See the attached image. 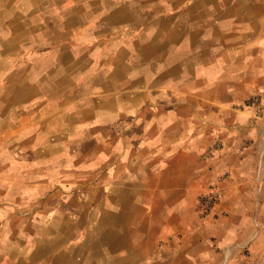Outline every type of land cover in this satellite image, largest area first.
I'll use <instances>...</instances> for the list:
<instances>
[{"label": "rangeland", "instance_id": "obj_1", "mask_svg": "<svg viewBox=\"0 0 264 264\" xmlns=\"http://www.w3.org/2000/svg\"><path fill=\"white\" fill-rule=\"evenodd\" d=\"M238 9L264 0H0V264H264L262 173L190 180L224 147L192 134L263 115L227 108Z\"/></svg>", "mask_w": 264, "mask_h": 264}, {"label": "crops", "instance_id": "obj_2", "mask_svg": "<svg viewBox=\"0 0 264 264\" xmlns=\"http://www.w3.org/2000/svg\"><path fill=\"white\" fill-rule=\"evenodd\" d=\"M237 13V20L227 22L226 43L224 42L226 53L222 58V61L227 62L226 70L222 67L226 85L235 94V98L233 101H229L227 108H232V104L240 103L248 94L257 93L262 99L263 115L252 114L247 117L245 112H242L235 119L224 122L228 126H224V132L216 134L213 132L212 126L205 128L202 136L196 132L188 138L190 143L197 142L196 148H200V150L210 142L213 136L224 141L220 159L208 162L211 164L201 161L192 167L190 180L196 179V186L204 185L207 178H211L217 169L225 168L226 164L222 160L229 156L236 158L235 165L232 162L229 163V169L236 166L235 171L242 172V167L247 164L245 173L255 175L254 179L256 180V176L260 172L262 173L260 181L264 178V11L256 14L245 12V16H242V12L238 9ZM246 141L250 143H246ZM177 146L178 156L181 157V155L187 154L186 150H190L191 144L184 148H181V144H177ZM251 157L257 160L256 163L253 161L254 163L249 165L248 158ZM246 178L248 177L246 176ZM180 189L186 188L180 187Z\"/></svg>", "mask_w": 264, "mask_h": 264}]
</instances>
